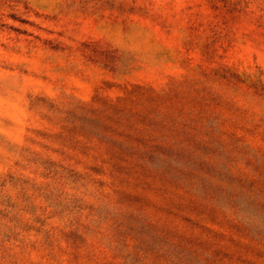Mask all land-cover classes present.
I'll return each instance as SVG.
<instances>
[{"label": "rangeland", "instance_id": "rangeland-1", "mask_svg": "<svg viewBox=\"0 0 264 264\" xmlns=\"http://www.w3.org/2000/svg\"><path fill=\"white\" fill-rule=\"evenodd\" d=\"M0 264H264V0H0Z\"/></svg>", "mask_w": 264, "mask_h": 264}]
</instances>
